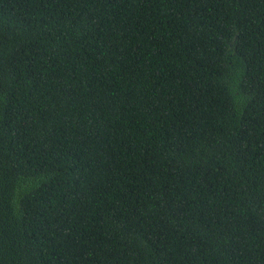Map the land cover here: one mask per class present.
<instances>
[{
	"label": "trees",
	"instance_id": "trees-1",
	"mask_svg": "<svg viewBox=\"0 0 264 264\" xmlns=\"http://www.w3.org/2000/svg\"><path fill=\"white\" fill-rule=\"evenodd\" d=\"M0 264H264V0H0Z\"/></svg>",
	"mask_w": 264,
	"mask_h": 264
}]
</instances>
